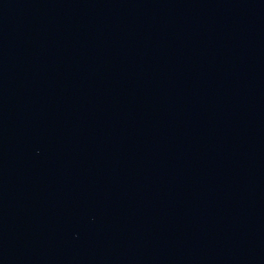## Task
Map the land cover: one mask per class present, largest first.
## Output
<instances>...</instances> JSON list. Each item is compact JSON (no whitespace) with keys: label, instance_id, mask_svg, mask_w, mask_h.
Here are the masks:
<instances>
[{"label":"water","instance_id":"1","mask_svg":"<svg viewBox=\"0 0 264 264\" xmlns=\"http://www.w3.org/2000/svg\"><path fill=\"white\" fill-rule=\"evenodd\" d=\"M0 264H264V0H0Z\"/></svg>","mask_w":264,"mask_h":264}]
</instances>
